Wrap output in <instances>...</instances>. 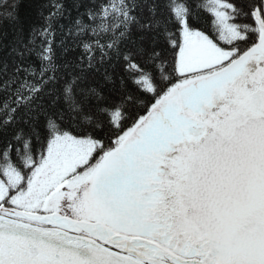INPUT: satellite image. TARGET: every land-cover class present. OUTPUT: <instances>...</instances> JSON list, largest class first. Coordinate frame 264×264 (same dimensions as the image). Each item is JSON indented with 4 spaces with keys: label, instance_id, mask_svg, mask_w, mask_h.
Listing matches in <instances>:
<instances>
[{
    "label": "snow or ice",
    "instance_id": "6c2138e0",
    "mask_svg": "<svg viewBox=\"0 0 264 264\" xmlns=\"http://www.w3.org/2000/svg\"><path fill=\"white\" fill-rule=\"evenodd\" d=\"M23 3L0 264H264V0H33L27 28Z\"/></svg>",
    "mask_w": 264,
    "mask_h": 264
},
{
    "label": "trees",
    "instance_id": "16d2710c",
    "mask_svg": "<svg viewBox=\"0 0 264 264\" xmlns=\"http://www.w3.org/2000/svg\"><path fill=\"white\" fill-rule=\"evenodd\" d=\"M33 0H24L21 8V17L25 20V27L27 28L28 22L35 20V8L32 6ZM5 27L7 25L5 24Z\"/></svg>",
    "mask_w": 264,
    "mask_h": 264
}]
</instances>
